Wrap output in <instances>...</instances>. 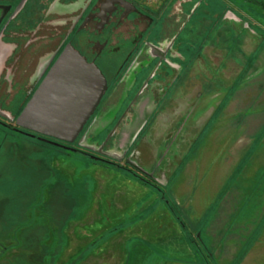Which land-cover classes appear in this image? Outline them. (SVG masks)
Segmentation results:
<instances>
[{"label": "rangeland", "instance_id": "obj_1", "mask_svg": "<svg viewBox=\"0 0 264 264\" xmlns=\"http://www.w3.org/2000/svg\"><path fill=\"white\" fill-rule=\"evenodd\" d=\"M24 2L29 9L35 0L18 5ZM253 4L151 0L147 6L157 23L148 39L170 52L167 60L153 66L157 56L144 46L133 63L150 57L153 62L136 69L131 83L125 70L112 75L97 61L109 78L101 114L113 113L121 98L119 117L130 99L133 104L111 137V126L97 134L91 130L86 151L102 148L120 157L117 163L124 156L134 160L152 171L159 194L111 162L0 125V185L10 186L0 189V201L14 202L7 226L0 224V264H58L70 258L71 264H264V112L255 117L247 105L255 91L247 85L249 77L264 90V12ZM66 16L57 6L48 14L52 24L45 21L28 34L31 44L24 40L14 52L22 56L19 66L29 60L31 68L57 48L67 32L57 18ZM142 28L125 22L107 33L106 55L119 56L121 64L122 53L113 54V48L131 43L123 39ZM70 37L91 51L87 34ZM140 48L132 44V57ZM176 50L182 59L173 57ZM10 52L0 44V63ZM20 71L10 76L12 81L19 80ZM148 72L154 73L151 78ZM233 83L225 92L223 87ZM11 94L0 93V98ZM28 98L22 91L11 104L1 98L0 110L14 117ZM82 136L74 141L84 146ZM74 141L69 146L77 147ZM85 246L97 255L81 260L78 250Z\"/></svg>", "mask_w": 264, "mask_h": 264}, {"label": "flooded vegetation", "instance_id": "obj_2", "mask_svg": "<svg viewBox=\"0 0 264 264\" xmlns=\"http://www.w3.org/2000/svg\"><path fill=\"white\" fill-rule=\"evenodd\" d=\"M19 1L20 0H0V44L5 45L7 48L9 46L11 51L8 55L6 54L3 62L0 63V93H12L10 99H4L3 97H1L2 101H4L6 104H11V102L15 99L16 95L20 91L24 92V94L28 95V97L30 98L55 59L59 56L61 51L68 43L75 50H77L88 62L94 63L101 72L102 70L99 67L97 61L104 62V64L108 66V70L110 72H113L112 75L119 74L121 70H125V76L130 75V83L133 80V74L136 71L138 72V70L136 69L139 68L142 70L144 67L148 68L149 65H151L153 62L152 58L150 57L147 62H142L141 65L138 63H133L135 58L138 59L142 54V48L144 46H151L154 54H156L157 56V59L155 60L156 62H153V66H155L156 64L158 66L161 65L162 62L167 60V57L170 54L168 50L162 51L153 46V44L156 43V40L153 39L151 41L148 39L149 30H151L157 23L155 18L156 15L153 14V10L147 6L148 2L150 3L151 0H72L68 3H61L60 0H43L42 2H40V4L37 3L38 0H35V3L29 9H27L28 4L26 5L25 2L21 5H18ZM57 6L61 7V9H64V13H68V16L66 17L57 18V22L59 24L67 25V32L64 35L62 41L59 43L55 50L46 54L40 60V62L37 61L31 68V61L29 60L26 61L25 64L19 66L18 62H20L22 56L20 54L14 55V52L17 51L19 44L25 40L27 41H24L26 43L25 45H30L31 39L27 38L28 34H31V32L35 33L36 30L40 28V25L45 21H48L49 24H52L51 21L53 20V18L49 19L48 14L53 13L54 8H57ZM24 11L25 15H22ZM125 22H128L130 28L139 29V26H143V28L138 35H134L132 38L123 39L125 41L131 42L128 45L125 44V46L122 47L124 49H122L121 47L119 48V50L117 48L116 50H114L113 48L112 51L111 49L113 54H116L117 52L122 53L121 56L123 58V62L118 65L117 62L119 56H116V59H114V57L110 54L111 52L109 53V55H106L103 48L108 46L107 42L109 36L107 35L109 34V32L117 30ZM73 33H75V38H78V36L83 33L87 34L86 42L88 43V45H90V47H92L90 52L75 45L73 39L70 37V35H72ZM177 37H174L171 40V43L169 44L171 49L174 48L176 40H178ZM101 39L103 42L100 41ZM2 40H4L5 42H3ZM132 44H136L137 47H141L140 50L137 51V55L135 54L133 57L132 55L134 54L133 52L136 48L131 49ZM116 46L119 47V45ZM129 46L130 49H128ZM167 48H169V46ZM176 54L178 57H173L181 59L183 58L182 55L177 52V50L175 51V55ZM13 67L14 74L18 67H21L23 69V71H20V75H23L19 77L18 81H12V78H10L11 75H14L11 74ZM102 73L104 74L105 79L108 83L109 78L104 72ZM148 73H150V78L154 74L153 72ZM146 82L148 83V81H145V83ZM12 90L14 91L12 92ZM102 98L103 96L101 97L95 110L87 119L86 123L83 125L82 130L75 139L76 141L84 133L80 140V143L84 146L77 144L74 141L77 147L72 146L74 150L70 151L84 153L94 161H100L103 163L111 162L116 167L132 174L137 179L143 182L144 180H148L151 185H154L153 187H156V185L160 183L157 182V178L153 176L152 171H145L142 167L134 163V160H131L124 156L123 162L117 163L119 160L118 157L112 153L103 151L102 148H96L94 151L95 154L86 151V142H88L87 134L90 133L93 129H96L95 131L97 132L95 134H97L108 126H111L107 138L111 137L117 126L122 121L130 105L133 104V101H131L130 99L125 106L126 112L124 113V115L119 117V111L122 108V103L124 100L123 98H121L113 113H111L110 115L108 114V116L107 114H101V106L103 104V102H101ZM19 113L20 112H18V114ZM17 115L11 117L9 113L0 110V125L13 129V127L15 126V118L17 117ZM33 139L38 140L36 137H33ZM61 143L69 145L65 142ZM50 145L59 147L53 144ZM59 148L64 149L61 147ZM92 156H95L97 158H93ZM112 160L114 161L112 162ZM146 184L150 185L149 183ZM156 189L160 190L157 187Z\"/></svg>", "mask_w": 264, "mask_h": 264}, {"label": "water", "instance_id": "obj_3", "mask_svg": "<svg viewBox=\"0 0 264 264\" xmlns=\"http://www.w3.org/2000/svg\"><path fill=\"white\" fill-rule=\"evenodd\" d=\"M105 88L100 69L68 43L15 118L13 129L74 150L61 142L70 143L77 138Z\"/></svg>", "mask_w": 264, "mask_h": 264}, {"label": "crops", "instance_id": "obj_4", "mask_svg": "<svg viewBox=\"0 0 264 264\" xmlns=\"http://www.w3.org/2000/svg\"><path fill=\"white\" fill-rule=\"evenodd\" d=\"M236 59V61L238 62V58L237 57H235ZM232 60V59H231ZM234 62V61H233ZM243 62V64H241L240 63V66L241 67H245V64H244V61H242ZM253 77H255V75H253ZM251 77H249L248 79V81H249V83L247 84L248 86H250V88H252V89H254L255 91H253V94H251L252 95V98L250 99V101L249 102H247V105H249L248 107H250V111L251 112H249L250 114H252V115H254L255 117L259 114V112L261 111V112H264V106L262 107V106H260L263 102H264V100H260L261 99V96H262V94L261 93H263L264 92V90H262L261 91V88L259 87V85H260V83H257V82H254V80L251 82V79H250ZM232 87H234V83L233 84H231L230 86H224L223 87V89H224V91L225 92H227L228 93V91L232 88ZM224 92V93H225ZM264 99V98H263ZM245 105H246V103H245ZM234 107V106H233ZM232 107V108H233ZM245 112V111H244ZM241 116V115H240ZM116 167V166H115ZM120 169V168H119ZM120 171H122L124 174H126V175H128V177L131 179V180H133V181H138L139 183H141L142 185H144V186H146L149 190H150V188H152L153 190H155L157 193H158V191L159 190H156V188L155 187H153V186H150V185H148V184H146V183H144L143 181H141V180H139V179H137L135 176H133L132 174H130V173H127L126 171H123L122 169L120 170ZM3 187V188H2ZM8 187H10L9 185H6V184H3L2 186L0 185V189L2 188V191H7V190H9V188ZM1 191V192H2ZM159 194V193H158ZM45 196L44 197H46V198H48V194H44ZM7 200V199H6ZM51 200V199H50ZM49 200V201H50ZM14 202H13V204H11V205H8V206H5V205H3L2 204V202L0 201V224H3V226H7V223L9 222V220L7 219V212H9V211H11L10 209H12L14 206ZM2 217V218H1ZM12 217V216H11ZM66 222V221H65ZM142 241H143V239H141ZM142 245H144V243L142 242ZM87 246H85V247H83V248H81V249H79L78 250V253L80 254L79 256L81 257V260H85L86 259V257L88 256V255H97V254H95V253H97V252H92V251H90V249H92L93 251H95L94 250V248H86ZM125 248H127V247H125ZM146 248L148 249V246H146ZM92 252V253H91ZM94 253V254H93ZM130 253V252H129ZM127 254H128V252L126 251V256H127ZM62 255V254H61ZM76 255V254H75ZM70 258V257H69ZM60 259H58V261H59ZM57 261V262H58ZM71 258L69 259V260H67V261H63V262H58V264H71ZM81 264H84V263H82V262H80ZM94 264H102V262H99V263H94ZM123 264H126V263H123Z\"/></svg>", "mask_w": 264, "mask_h": 264}, {"label": "trees", "instance_id": "obj_5", "mask_svg": "<svg viewBox=\"0 0 264 264\" xmlns=\"http://www.w3.org/2000/svg\"><path fill=\"white\" fill-rule=\"evenodd\" d=\"M245 1V0H244ZM247 2H254V4L252 5L254 8H256L255 6H258L259 9H261L264 12V0H246ZM258 9V8H257ZM247 26L250 28L249 24H247ZM144 180V179H142ZM145 183H149L151 185V183L148 180H144ZM154 186V185H151Z\"/></svg>", "mask_w": 264, "mask_h": 264}]
</instances>
